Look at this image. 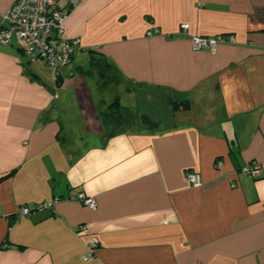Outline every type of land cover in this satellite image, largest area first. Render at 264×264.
Listing matches in <instances>:
<instances>
[{
	"label": "crops",
	"instance_id": "crops-1",
	"mask_svg": "<svg viewBox=\"0 0 264 264\" xmlns=\"http://www.w3.org/2000/svg\"><path fill=\"white\" fill-rule=\"evenodd\" d=\"M60 5L81 43L58 80L0 44V264H264V0ZM116 99L128 119L105 125Z\"/></svg>",
	"mask_w": 264,
	"mask_h": 264
},
{
	"label": "built area",
	"instance_id": "built-area-1",
	"mask_svg": "<svg viewBox=\"0 0 264 264\" xmlns=\"http://www.w3.org/2000/svg\"><path fill=\"white\" fill-rule=\"evenodd\" d=\"M61 0H15L4 15L6 25L0 24V44L16 45L19 50L33 59H42L54 70V79L57 80L60 68L68 65L75 52L80 47L79 38H66L64 36V24L69 14V9L60 5ZM189 24H183L182 29L188 30ZM148 35H152L149 30ZM196 49H207L216 52L220 43H235L236 38L231 35L219 34L216 36H192ZM245 174L255 178L260 177L262 165L251 161L243 166ZM187 180L195 187L203 185V179L199 172L189 170L186 173ZM78 199L92 209L96 208V200L81 192ZM58 201V198L54 202ZM54 202H48L38 209H52ZM22 215L32 213L31 208L21 207ZM83 232L88 231V224L80 226ZM98 240L92 238L89 241V251L84 256L85 260L94 257Z\"/></svg>",
	"mask_w": 264,
	"mask_h": 264
},
{
	"label": "trees",
	"instance_id": "trees-1",
	"mask_svg": "<svg viewBox=\"0 0 264 264\" xmlns=\"http://www.w3.org/2000/svg\"><path fill=\"white\" fill-rule=\"evenodd\" d=\"M59 78V76H58ZM117 80V78H115ZM58 80V79H57ZM188 106V102H180L175 105L178 108H186ZM111 107L114 109L111 113H103L102 120L104 124H121L125 119H128V114H126L123 110V107L120 105L119 99H116L112 102ZM143 120L148 121L146 116L142 117Z\"/></svg>",
	"mask_w": 264,
	"mask_h": 264
},
{
	"label": "rangeland",
	"instance_id": "rangeland-1",
	"mask_svg": "<svg viewBox=\"0 0 264 264\" xmlns=\"http://www.w3.org/2000/svg\"><path fill=\"white\" fill-rule=\"evenodd\" d=\"M95 90V89H94ZM94 90H93V94L95 93L94 92ZM108 94L106 93V96H107ZM70 111V113H72L74 116H75V113H79V111H77V110H74V109H71V110H69Z\"/></svg>",
	"mask_w": 264,
	"mask_h": 264
}]
</instances>
